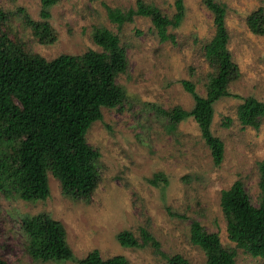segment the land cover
Returning a JSON list of instances; mask_svg holds the SVG:
<instances>
[{
  "label": "rangeland",
  "instance_id": "1",
  "mask_svg": "<svg viewBox=\"0 0 264 264\" xmlns=\"http://www.w3.org/2000/svg\"><path fill=\"white\" fill-rule=\"evenodd\" d=\"M145 1L170 16L177 11V0ZM217 1L226 5L228 47L240 69L230 84L233 95L215 103L211 127L225 143L219 165L194 117L175 128L168 117L175 106L191 110L195 104L182 80L192 81L199 94H206L213 68L205 47L216 27L205 0H183L184 18L169 29L174 40H161L147 16L137 15L120 27L109 18L107 6L127 10L137 6L138 0H59L51 6L49 18L57 39L44 44L23 19L29 13L35 20H44L42 0H0V10L9 13L4 30L48 59L100 50L93 39L96 26L118 33L129 58L128 72L117 77L127 100L122 107L104 108L103 119L87 133L88 142L101 152L102 174L90 200L64 194L52 174L46 198L24 197L18 188L0 184V257L8 264H78L68 259L46 261L30 253L21 218L43 211L64 224L77 258L99 249L103 257L125 255L130 264H167L153 246L127 247L117 239L125 229L141 239L144 227L160 241L163 252L180 253L191 264H206L205 251L191 240V223L199 220L206 229L218 231L224 245L237 248L235 264H264L263 257L237 247L229 238L221 206L222 190L237 179L244 182L253 203H259L264 116L259 128L244 126L238 106L248 96L264 102V34L255 33L248 24L249 15L264 7V0ZM158 172L164 173L168 183L149 181Z\"/></svg>",
  "mask_w": 264,
  "mask_h": 264
},
{
  "label": "trees",
  "instance_id": "2",
  "mask_svg": "<svg viewBox=\"0 0 264 264\" xmlns=\"http://www.w3.org/2000/svg\"><path fill=\"white\" fill-rule=\"evenodd\" d=\"M59 0H42L41 16L35 20L23 14L40 43L57 39L52 23L51 6ZM214 13L216 32L205 47V54L213 71L206 83V94H199L195 84L182 80L194 96L191 110L175 106L168 112L170 126L175 128L182 120L194 117L205 141L210 146L214 161L224 159L225 143L214 134L212 122L215 103L232 96L230 84L240 75L228 47L229 31L226 24V5L217 0H205ZM173 16L158 5L138 0L137 6L124 10L107 6L109 18L122 26L142 15L151 19L161 40L175 39L169 32L184 18L183 0H177ZM23 12V8H20ZM9 13L0 10V184L11 185L22 191L24 197L46 198L50 194V175L61 183L64 194L90 200L100 183L102 174L98 159L99 149L87 138L92 124L102 120L104 108L122 107L127 91L117 81L128 72L129 58L118 33L106 26H96L93 39L100 50L83 53H61L48 59L11 38L4 30ZM252 31L264 34V7L248 17ZM264 116V102L254 96L244 98L238 106L242 125L259 128ZM260 173L259 203L251 196L240 179L221 194V206L227 222L229 238L237 247L254 256L264 258V160L258 162ZM154 185L168 183L162 172L149 179ZM21 227L30 253L46 261L75 260L78 264H130L122 254L103 257L99 249L77 258L67 241L64 224L48 212L25 214ZM191 240L206 254V264H235L237 248L222 243L218 231L206 229L199 220L191 223ZM141 239L131 230L117 234L118 241L127 247L153 246L167 260V264H191L180 253L169 255L161 250V243L146 228H140ZM0 264H8L0 257Z\"/></svg>",
  "mask_w": 264,
  "mask_h": 264
}]
</instances>
